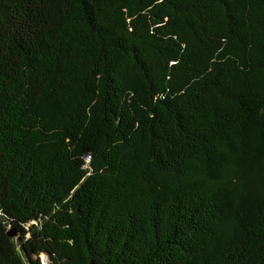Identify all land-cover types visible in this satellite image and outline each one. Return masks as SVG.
<instances>
[{
	"label": "trees",
	"instance_id": "16d2710c",
	"mask_svg": "<svg viewBox=\"0 0 264 264\" xmlns=\"http://www.w3.org/2000/svg\"><path fill=\"white\" fill-rule=\"evenodd\" d=\"M44 254L264 264V0H0V264Z\"/></svg>",
	"mask_w": 264,
	"mask_h": 264
},
{
	"label": "built area",
	"instance_id": "2783aa9c",
	"mask_svg": "<svg viewBox=\"0 0 264 264\" xmlns=\"http://www.w3.org/2000/svg\"><path fill=\"white\" fill-rule=\"evenodd\" d=\"M40 262L41 264H50L43 255L40 256Z\"/></svg>",
	"mask_w": 264,
	"mask_h": 264
},
{
	"label": "water",
	"instance_id": "95a60500",
	"mask_svg": "<svg viewBox=\"0 0 264 264\" xmlns=\"http://www.w3.org/2000/svg\"><path fill=\"white\" fill-rule=\"evenodd\" d=\"M7 234H8V236H14V234H15V232L13 231V230H9L8 232H7Z\"/></svg>",
	"mask_w": 264,
	"mask_h": 264
},
{
	"label": "bare ground",
	"instance_id": "6f19581e",
	"mask_svg": "<svg viewBox=\"0 0 264 264\" xmlns=\"http://www.w3.org/2000/svg\"><path fill=\"white\" fill-rule=\"evenodd\" d=\"M43 256L47 259V261H48L50 264H52V263H51V260H50V258H49V256H48L47 254H44Z\"/></svg>",
	"mask_w": 264,
	"mask_h": 264
}]
</instances>
